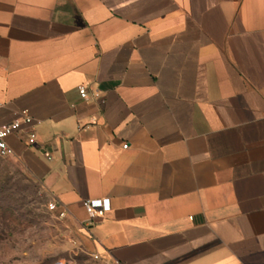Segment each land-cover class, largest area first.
Returning <instances> with one entry per match:
<instances>
[{"label":"crops","instance_id":"crops-1","mask_svg":"<svg viewBox=\"0 0 264 264\" xmlns=\"http://www.w3.org/2000/svg\"><path fill=\"white\" fill-rule=\"evenodd\" d=\"M22 111L8 159L83 262L264 264V0H0V125Z\"/></svg>","mask_w":264,"mask_h":264},{"label":"rangeland","instance_id":"rangeland-1","mask_svg":"<svg viewBox=\"0 0 264 264\" xmlns=\"http://www.w3.org/2000/svg\"><path fill=\"white\" fill-rule=\"evenodd\" d=\"M43 187L0 158V264H90L65 248Z\"/></svg>","mask_w":264,"mask_h":264},{"label":"built area","instance_id":"built-area-1","mask_svg":"<svg viewBox=\"0 0 264 264\" xmlns=\"http://www.w3.org/2000/svg\"><path fill=\"white\" fill-rule=\"evenodd\" d=\"M79 97L82 100H89L90 96L88 95L84 86H79L77 88ZM31 122L30 117L28 116L26 111L21 112V118L14 120L7 124L0 125V158H9L13 155L12 149L7 144V138L13 133L17 132L22 124H29ZM35 141V135L30 134L28 138V143L33 144ZM123 148H127L126 145ZM82 208L85 210L87 216L90 219L101 218L107 212L110 211V204L108 199L102 200H83L81 202ZM58 209V205L56 202H50L48 204V210L55 212ZM65 211H60L58 216L59 218H63L65 216ZM93 260H97L98 256L92 255ZM118 264V263H114Z\"/></svg>","mask_w":264,"mask_h":264}]
</instances>
